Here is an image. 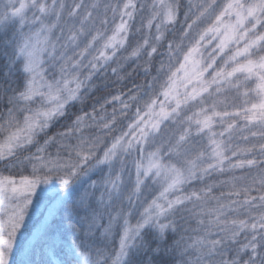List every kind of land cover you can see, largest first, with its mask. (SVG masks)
Masks as SVG:
<instances>
[{"label": "snow or ice", "instance_id": "6c2138e0", "mask_svg": "<svg viewBox=\"0 0 264 264\" xmlns=\"http://www.w3.org/2000/svg\"><path fill=\"white\" fill-rule=\"evenodd\" d=\"M0 61V264H264V0H0Z\"/></svg>", "mask_w": 264, "mask_h": 264}, {"label": "trees", "instance_id": "16d2710c", "mask_svg": "<svg viewBox=\"0 0 264 264\" xmlns=\"http://www.w3.org/2000/svg\"><path fill=\"white\" fill-rule=\"evenodd\" d=\"M126 55V53H125ZM159 58H157L158 60ZM143 61H139V62H129L127 65H125L123 71L121 72V75L125 76V80L122 83L119 84H113L112 81H114L116 78L111 76V69H108V77L106 78H97L94 83L98 86L99 90L94 91L93 93H91L90 97H88L85 100L84 103V107L85 110H89L90 106L95 103L97 100L100 101V103H103V100L101 99V97H107L109 94H115L117 90L120 91H127V89L131 88L133 83L136 84H140L143 83L145 81V75L143 73V69L142 67H137V64H142ZM3 65V61H0V72L3 71L2 68ZM114 66V65H113ZM135 69V70H134ZM131 73V76H128L127 74ZM155 74V69H153V75ZM150 79V77H149ZM107 83L109 85V87L105 88L103 87V84ZM77 108L80 107L79 104H77L76 106ZM115 107H119L118 105H116ZM113 108V105H109L107 108V111L109 113H111ZM73 111H75V109H73ZM135 111V107H133L132 112L129 113V116L132 115V113ZM119 117H118V121H119ZM128 121H123V124L121 125L120 123H118V127L120 126H124L126 127ZM58 127V126H57ZM57 127H54L51 129V131L49 132V135H51L53 132H55L57 130ZM254 131H258V129H253ZM244 135H248L249 136V141L247 142L249 145L251 144H259L261 142L264 141H260L259 137H251L250 134L248 132H245ZM241 144H243V141H240ZM51 151H54L55 149H50ZM7 174V173H5ZM239 174V173H238ZM96 177H93V179H95ZM219 179H224L225 177L221 176L218 177ZM99 235V234H97ZM116 240H118V236L116 237ZM99 247H104L103 243H98ZM116 243L115 240L113 241V243L111 245L108 246V250L111 251L113 248H115Z\"/></svg>", "mask_w": 264, "mask_h": 264}]
</instances>
